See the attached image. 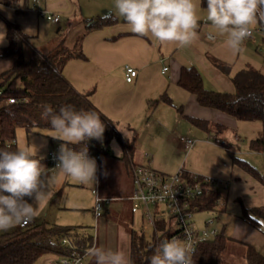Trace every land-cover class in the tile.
<instances>
[{"label": "crops", "instance_id": "0c3cea01", "mask_svg": "<svg viewBox=\"0 0 264 264\" xmlns=\"http://www.w3.org/2000/svg\"><path fill=\"white\" fill-rule=\"evenodd\" d=\"M194 3L197 5L199 26L197 29L198 37L192 45L179 47L175 43L162 45L158 42L156 51L138 50L135 47L131 53V63H125V65L129 63L130 66L136 69L137 73L133 79L130 81L126 80L125 65L124 67L121 65L114 73L108 72L104 76L102 109L95 105L90 97L89 99L102 114L115 124L118 134L134 138V148L131 153L132 164L143 163L141 162L142 155L137 148V131L135 129L137 122L144 120L145 122L147 120V124L150 120H153L154 123L174 122L171 130H167L162 125L163 130L171 131L167 135V140L158 142L159 144L151 147V149L153 148L151 155H165L167 159L163 162L154 160L156 164L153 168L163 173H171L167 169L182 167L185 171L191 173L229 179L230 183L226 189L221 190L219 203L216 206L226 217L222 215L224 218L222 226L217 227L225 231L228 220H232L234 223L233 230H230L231 234L228 235L238 241L251 243L261 252H264V230H262L264 229V220L260 222L259 228H255L241 217L242 206L252 207L264 204V183L250 175L239 165L233 163L232 157H229V162L226 160L225 152L228 154L232 152L242 158L241 153L243 151L240 150L236 142L222 141L219 144L212 143L206 140L207 138H201L202 135L200 133V130H203L207 134H212L215 137L219 136L228 129L234 130L238 128L239 119L221 110L200 105L193 93L178 84L181 66L193 65L200 71L202 82L206 88L234 92L235 86L231 77L240 69L231 68L227 64V53L230 49L226 45L225 37L216 34L218 30L214 29L210 22L207 21L206 7L201 5L200 0H194ZM40 9H47L50 12L57 13L59 20L57 22L47 20L40 14ZM108 9H104V14L89 18L86 26L91 19L98 17H108L111 14L115 18L116 16L112 12L113 9L111 7ZM76 10L74 0H41L39 5L36 6H32L30 0H2L0 4V40L3 41L0 42V47H5L8 44L7 32L11 26L16 31L28 36L29 40H38L40 46H32L30 42L29 44L40 51L47 52L61 42L67 48L76 49V44L71 46L65 41V34L59 26V23L73 25ZM253 36L256 37L255 40L259 46L264 47V37L259 34H254ZM146 37L148 44L151 45L153 40L148 36ZM73 58L75 57L69 58L67 61ZM212 58L229 65V72L227 73L216 66ZM14 60L15 57L13 56L0 57V74L8 70ZM67 61L62 67V74L77 91H80L64 74L63 70ZM163 61L164 63L161 64L160 70L154 72L151 66ZM6 62H10V66H4ZM164 66H167L165 71L162 70ZM165 73H167L166 76H164ZM119 81L135 91L137 89L134 88L140 85H145V88L143 87L138 92L127 95V98L119 101L118 97L114 95ZM153 106L155 109L152 110V113H149ZM157 108L160 110L159 113H155ZM198 121H207L208 123L204 126L202 123L199 124ZM38 129L40 128H33L29 133ZM54 135L56 133L51 128H47L45 133L34 137L42 143V147H40L33 141L37 147V158L43 157L41 164L49 171V190L52 195L50 198L40 202L39 215L30 224L45 221L49 224L66 225L62 224L66 216L61 213L65 210L73 209L74 206L81 207L86 204L89 205L86 206V209L94 214V204L97 197L109 198V201H121L123 210L120 212L113 211L112 213L119 216L125 214L124 211L126 210L128 222L132 224L133 215L138 210H131L130 196L133 191L131 168L124 159V149L119 140L115 137L119 146L117 151L112 150V146H108V144L104 146L100 159L96 161V181L92 185H85L60 174L58 168L49 166L44 152L60 141L52 138ZM179 135L194 139L190 149L184 148L179 141ZM166 141L167 146L163 147ZM168 145L170 146L168 147ZM41 149H43L42 156L38 155V151ZM181 152H184L185 155L182 161L176 159L178 157L176 155ZM67 189L72 190L69 194L78 201L85 199L86 204H69ZM29 203H32V201L29 200ZM109 204V202L104 203V211L111 212ZM141 214L144 216L143 211H141ZM94 216L98 220L102 213L98 216L94 214ZM66 226L73 227L76 232L89 234L84 225L73 226L67 224ZM18 229H20L19 226L8 231H0V236L12 233ZM94 246L96 247L95 240L90 248ZM89 249H87L86 253H88ZM57 257L58 255L53 252L44 253L32 264H56ZM92 264H95V261Z\"/></svg>", "mask_w": 264, "mask_h": 264}, {"label": "trees", "instance_id": "16d2710c", "mask_svg": "<svg viewBox=\"0 0 264 264\" xmlns=\"http://www.w3.org/2000/svg\"><path fill=\"white\" fill-rule=\"evenodd\" d=\"M206 7V0H200ZM115 20L98 17L91 19L88 28L110 24ZM264 26V24L258 23ZM8 44L0 47V57L13 56L12 66L0 74V87L4 97L14 96L17 101L0 109V138L2 140L15 138V128L22 126L27 132L33 128H51L50 123L41 118L42 105H50L55 112L61 106L72 105L76 111H93L101 117L105 125L102 140H96V146L102 154L104 146L111 137H116L124 149V159L131 168V153L134 148V138L118 134L115 124L102 114L90 101L89 92L77 91L62 74L64 63L72 57L84 56L80 49H70L59 43L51 50L40 51L29 44V37L8 28ZM214 64L221 70L229 72V65L212 58ZM234 92L206 88L202 82L200 71L193 65H182L178 84L193 93L202 106L212 107L234 116L240 120H264V71L252 66L240 68L232 75ZM19 82V83H18ZM206 126L207 121H198ZM218 126V125H217ZM81 144L76 146L79 148ZM250 148L264 150V138L257 136L250 140ZM0 149L15 150V144ZM233 163L239 165L250 175L264 183V176L243 158L231 152ZM219 191L204 194L195 201L200 210L211 211L216 207ZM241 217L246 222L260 227L264 220V204L252 207L242 206ZM159 229L163 224L157 221ZM129 258L132 264H148L156 247L164 239H169L170 232L163 233L156 241L154 233L151 240L142 232L129 229ZM67 238L70 243H63ZM236 240L220 230L215 236L200 242L192 255L193 264H220L221 255L228 250L229 242ZM238 241V240H236ZM94 242L90 234L74 231L73 227L49 224L45 221L32 223L12 233L0 236V264H32L40 255L48 252L59 255H70L74 250L83 254ZM241 242V241H240ZM245 246L244 256L247 264H264V252L253 244L242 242Z\"/></svg>", "mask_w": 264, "mask_h": 264}, {"label": "clouds", "instance_id": "9594fccd", "mask_svg": "<svg viewBox=\"0 0 264 264\" xmlns=\"http://www.w3.org/2000/svg\"><path fill=\"white\" fill-rule=\"evenodd\" d=\"M206 5L207 21L218 30L216 34L225 37L233 52L252 36L256 24H264V0H206ZM114 7L132 33L151 36L162 45L188 47L198 37L199 16L194 0H114ZM4 66H10V62ZM41 107V118L56 133L52 138L62 141L55 157L56 168L75 182L92 185L96 181V160L88 151H77L69 145L102 140L105 125L101 117L93 111H76L72 105L61 106L59 112L48 104ZM41 159L37 158L34 143L15 150L0 149V231L32 222L39 215L40 202L52 195L49 171ZM88 254L95 264H132L123 250L94 246ZM148 264H193L192 250L185 242L164 239L148 258Z\"/></svg>", "mask_w": 264, "mask_h": 264}, {"label": "rangeland", "instance_id": "374dc122", "mask_svg": "<svg viewBox=\"0 0 264 264\" xmlns=\"http://www.w3.org/2000/svg\"><path fill=\"white\" fill-rule=\"evenodd\" d=\"M76 5V14L74 16L73 25H66L59 23L61 30L65 34V41L69 45L76 44V49H80L84 56L75 57L67 61L64 66V74L71 80V82L80 91L89 92V97L91 100L102 109V88L103 79L106 73H114L116 69L126 62L131 63V53L137 47V49H146L149 51H156L158 47V41L148 36L153 40V43L148 44L147 37H141L130 31L129 25L124 21L122 17H119L115 7L114 0H74ZM108 6V7H105ZM112 8L115 20L106 25H100L94 28H88L86 26L87 20L89 18H94L98 14H104V9L109 10ZM256 26V25H255ZM256 37L246 39L238 52H233L231 49L227 53V64L231 68H241L245 66H252L256 69L264 71V47L259 46L258 42L255 40ZM43 40V39H41ZM30 44L33 46H40L38 40H29ZM127 63V65H129ZM151 66L153 71H159L161 64ZM167 73L164 74L166 76ZM19 83V82H18ZM145 88V85H140L133 90V88L125 86L122 82L117 83V88L114 91L119 101L127 98V95H131L138 92L140 89ZM155 106V105H154ZM151 107L149 113L155 108ZM147 108V107H146ZM149 108V107H148ZM159 109L155 110V113H159ZM188 122V120H186ZM138 121L135 125L137 131V148L140 151L141 162L143 164L155 166L157 162L166 161L165 155H151V147L158 142H163L167 140V135L173 129L174 122L164 121L163 123H154L153 120L148 121ZM153 123V124H152ZM189 123V122H188ZM147 124V125H146ZM162 125L167 128L163 130ZM47 128H40L38 130H33V132H27L24 127L18 126L15 128V146L16 148L24 145H31L33 141L37 145L42 147L40 140L35 139V135H40L45 133ZM40 133V134H37ZM202 135L201 138L210 137L212 143L233 142L237 143L240 150L243 151L242 158L246 160L250 165L255 167L259 173L264 176V150H253L250 148V140L257 136H262L264 138V120H238V128L231 130L228 129L223 134L219 136H214L212 134H207L203 130H200ZM237 137V139H235ZM215 138L219 142H215ZM108 146H112V150H119L117 140L115 137H111L108 141ZM163 147L167 146L166 143ZM170 145H168L169 147ZM167 147V148H168ZM46 149V152L50 149ZM43 149L38 151V155L42 156ZM176 159L181 161L184 158V152L178 153ZM226 160L229 162L230 154H224ZM175 159V160H176ZM149 162V164H148ZM168 162V161H167ZM168 172H176L177 169H167ZM68 200L69 204H86L85 199L78 201L74 196H72L68 190ZM122 202H124L122 200ZM109 206H111L110 211H104V207L101 211L102 216L96 219L94 214L86 209V205L81 207L74 206L73 209L65 210L61 214L65 215V219L62 224L68 225H84L86 226L87 232L93 236L95 240L96 247H103L105 249L112 250H123L129 257V229L133 228L137 232H142L144 237L151 240L153 237V226L145 216L141 214L142 209L139 208L138 211L133 215L132 224L128 222V216L114 215L112 212H120L123 210V204L121 201H109ZM125 203V202H124ZM126 204V203H125ZM124 204V206H125ZM89 206V205H88ZM152 209V206H150ZM231 214V213H229ZM222 211L218 210L216 207L214 210L206 211L199 210L194 213L193 219L195 226H201L203 220L208 217H214V225L222 226V220L224 219ZM230 217V215H229ZM126 218V219H124ZM225 229V234H231L230 230H233V221L228 220ZM174 227L175 224L172 223ZM131 227V228H130ZM264 230V229H262ZM245 246L244 243L236 240L229 242L228 250L221 255L220 264H247L244 256ZM94 258L88 253L83 255L81 264H92Z\"/></svg>", "mask_w": 264, "mask_h": 264}, {"label": "built area", "instance_id": "2783aa9c", "mask_svg": "<svg viewBox=\"0 0 264 264\" xmlns=\"http://www.w3.org/2000/svg\"><path fill=\"white\" fill-rule=\"evenodd\" d=\"M32 6L39 5L41 0H30ZM2 0H0V4ZM40 14L47 20L57 22L59 15L50 12L47 9H40ZM204 21H206L204 19ZM259 34L264 37V26L256 25L252 29V36ZM210 37H212L210 35ZM167 66L162 68L163 71ZM137 71L130 65H125V78L130 81L136 75ZM14 96L4 97L3 89L0 87V109L10 103L16 102ZM179 141L185 149H190L194 143V139L188 136L179 135ZM206 140L210 141V137ZM215 142H219L215 138ZM62 142H56L46 154V160L51 168H56L57 160L55 159L58 153L59 146ZM10 147L15 144V138L2 140L0 145ZM77 151H88L91 158L96 161L100 159L101 153L96 146V140H90L87 143H82L78 148L76 145H69ZM131 175L133 183V191L130 196L131 210L137 211L142 209L146 219L152 223L153 232L156 241L163 233V230L170 232L169 240L175 239L187 243L192 255L196 250L197 245L207 239L215 236L220 229L215 226L214 217H206L201 226H195L193 215L199 211V205L195 203L197 199L206 193L226 189L230 183L229 179H224L212 175H202L185 171L182 167L178 168L173 173H163L153 168L150 165L143 163H134L131 165ZM220 197L216 200V206L219 203ZM109 202V198L97 197L94 204V214H101L104 203ZM152 206V209L150 208ZM157 221L163 224V228L159 229ZM172 223L175 226H172ZM30 224V223H29ZM27 225L19 226L25 228ZM63 243H70L67 238L63 239ZM87 252V251H86ZM85 252V253H86ZM74 250L70 255H59L56 264H81L83 255Z\"/></svg>", "mask_w": 264, "mask_h": 264}]
</instances>
